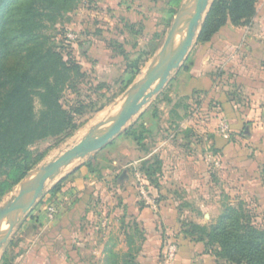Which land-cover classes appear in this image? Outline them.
I'll return each instance as SVG.
<instances>
[{
    "label": "rangeland",
    "instance_id": "374dc122",
    "mask_svg": "<svg viewBox=\"0 0 264 264\" xmlns=\"http://www.w3.org/2000/svg\"><path fill=\"white\" fill-rule=\"evenodd\" d=\"M185 1L78 0L76 9L66 14L60 24H47L43 34L48 47L66 59L71 55L87 73L76 91L65 93L63 103L67 109L80 103L88 108L75 117L81 127L71 137L48 138L30 148L34 161L42 156L34 168L51 161L61 150L79 141L89 127L117 109L125 92L143 77L155 59ZM68 31L78 34L76 42L67 40ZM116 43L129 52L126 60L120 57ZM137 60L140 73L126 88L135 71L131 63ZM188 64L187 58L164 90L124 130L132 127L143 133L144 147L123 132L104 149L65 169L15 228L0 252V264H19L29 253L33 240L42 241L39 227L29 222L36 206L52 194L59 181L88 164L98 178L112 172L114 187L129 182L132 204L136 201L141 210H146L148 222L146 228L142 227L137 218L126 214L120 229L107 234L105 253L100 257L93 255L92 264H126L131 261L129 256L135 264H149L148 257L154 254L151 264H228L216 257L215 247L193 240L198 234L192 237L188 233L190 224H215L227 205L242 203L255 224L264 228V141H253L251 137L260 127L245 125L233 131L230 127V148L225 153L215 152L213 137L221 135L224 122L210 100L199 96L189 101L181 95ZM96 85H104L107 94L96 92ZM237 98L238 102L245 101ZM35 107L39 112L38 99ZM132 150L146 158L126 167L139 155L132 154ZM146 162V169L152 167L151 175L141 170ZM7 174H0V182L8 181ZM141 188L146 190L150 203L142 197ZM17 191L18 185L0 197V208ZM49 200L61 203L55 196ZM110 226L107 221L100 229L108 231ZM141 258L148 260L138 261Z\"/></svg>",
    "mask_w": 264,
    "mask_h": 264
},
{
    "label": "trees",
    "instance_id": "16d2710c",
    "mask_svg": "<svg viewBox=\"0 0 264 264\" xmlns=\"http://www.w3.org/2000/svg\"><path fill=\"white\" fill-rule=\"evenodd\" d=\"M257 2L214 0L196 43L210 42L228 23L236 27L249 24L256 14ZM77 3L78 0H0V174L8 172V181L0 182V197L42 160V156L32 159V146L48 138H69L81 127L75 117L83 115L88 107L80 103L67 109L63 99L67 91L77 90L87 73L71 55L66 59L48 47L43 34L47 24H60ZM116 46L126 60L129 52L121 43ZM131 65L135 71L126 88L140 73V61ZM95 87L102 95L108 92L104 85ZM36 99L41 106L39 112ZM124 135L144 147L143 133L131 127ZM223 140L228 143V139ZM213 146L215 152L220 151L214 143ZM146 165L143 163L141 170L151 175L152 167L146 169ZM66 181L67 178L59 181L51 193L62 191ZM190 228V236L198 234L193 240L215 247L216 257L228 264H264V228L255 224L242 203L225 206L210 227L193 223ZM129 257L131 261L126 264H135Z\"/></svg>",
    "mask_w": 264,
    "mask_h": 264
},
{
    "label": "crops",
    "instance_id": "0c3cea01",
    "mask_svg": "<svg viewBox=\"0 0 264 264\" xmlns=\"http://www.w3.org/2000/svg\"><path fill=\"white\" fill-rule=\"evenodd\" d=\"M187 58L181 95L189 101L201 96L213 102L219 118L232 131L245 125L259 126L260 131L251 137L253 141H264V0H258L249 24L236 27L228 23L210 42L195 43ZM237 97L245 101L238 102ZM213 143L220 150L218 153L230 148L220 134L213 137ZM131 153L139 155L126 167L146 158L138 151ZM92 170L81 165L67 177L62 191L46 195L44 202L36 206L29 222L39 227L38 234L43 238L40 243L33 240L29 253L19 264H92L93 255L100 257L105 253L107 234L120 229L126 214L147 227L146 210H141L136 201L132 204L129 182L114 187L112 172L98 178ZM51 196L63 203L64 209L48 224L44 208ZM105 221L111 225L108 231L100 229ZM152 256L148 257L149 264L155 260V254ZM145 259L138 261L146 262Z\"/></svg>",
    "mask_w": 264,
    "mask_h": 264
},
{
    "label": "water",
    "instance_id": "95a60500",
    "mask_svg": "<svg viewBox=\"0 0 264 264\" xmlns=\"http://www.w3.org/2000/svg\"><path fill=\"white\" fill-rule=\"evenodd\" d=\"M213 2L186 0L155 59L143 77L125 92L117 111L89 127L79 141L68 145L51 161L34 168L21 180L16 195L0 208V252L50 183L73 163L89 158L108 146L164 90L197 42Z\"/></svg>",
    "mask_w": 264,
    "mask_h": 264
},
{
    "label": "built area",
    "instance_id": "2783aa9c",
    "mask_svg": "<svg viewBox=\"0 0 264 264\" xmlns=\"http://www.w3.org/2000/svg\"><path fill=\"white\" fill-rule=\"evenodd\" d=\"M65 36H66L67 40L70 42H76L78 40V34L72 32V31H68L65 34ZM229 132H230V126L225 122L222 123L221 127H220L221 136L224 139H228L229 138ZM141 194H142V197L144 198L145 201H147L148 203L151 202L149 197H148V194L144 188H141ZM63 209H64L63 203L56 204V203H53L52 201L46 200L44 211H45L46 220H47L48 224L53 223L59 217V215L62 213ZM106 223L107 222L105 221L103 223V225H106Z\"/></svg>",
    "mask_w": 264,
    "mask_h": 264
},
{
    "label": "bare ground",
    "instance_id": "6f19581e",
    "mask_svg": "<svg viewBox=\"0 0 264 264\" xmlns=\"http://www.w3.org/2000/svg\"><path fill=\"white\" fill-rule=\"evenodd\" d=\"M117 109H118V107H117ZM117 109H115L114 111L110 112V113L108 114V116L114 114V113L117 111ZM105 118H106V117H105Z\"/></svg>",
    "mask_w": 264,
    "mask_h": 264
}]
</instances>
